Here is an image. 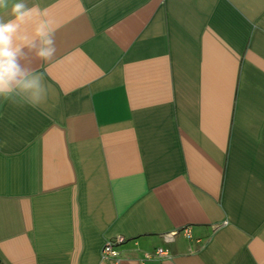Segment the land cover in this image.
Returning <instances> with one entry per match:
<instances>
[{
    "label": "crops",
    "instance_id": "0c3cea01",
    "mask_svg": "<svg viewBox=\"0 0 264 264\" xmlns=\"http://www.w3.org/2000/svg\"><path fill=\"white\" fill-rule=\"evenodd\" d=\"M117 235L264 264V0H0V264Z\"/></svg>",
    "mask_w": 264,
    "mask_h": 264
},
{
    "label": "built area",
    "instance_id": "2783aa9c",
    "mask_svg": "<svg viewBox=\"0 0 264 264\" xmlns=\"http://www.w3.org/2000/svg\"><path fill=\"white\" fill-rule=\"evenodd\" d=\"M183 232L190 236V230L188 228L183 229ZM176 234L177 232H173ZM172 234V235H174ZM126 242V237L123 235H117L105 241L101 249V259L106 264H121V252L119 247ZM170 254L167 249L158 247L154 251H144L140 259V264H144V261L153 258L169 257Z\"/></svg>",
    "mask_w": 264,
    "mask_h": 264
}]
</instances>
